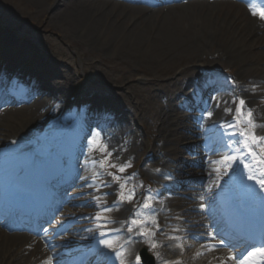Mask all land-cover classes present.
Here are the masks:
<instances>
[{"label": "bare ground", "instance_id": "1", "mask_svg": "<svg viewBox=\"0 0 264 264\" xmlns=\"http://www.w3.org/2000/svg\"><path fill=\"white\" fill-rule=\"evenodd\" d=\"M19 1L29 11L20 21L29 20V16L41 17L45 10L51 9L48 27L57 28L63 36L83 40L103 56L108 53L110 44L115 42L118 45L115 54L132 65V74L148 77L149 70L165 71L168 68L160 69V66L173 61V58H180L179 62L182 63H194L201 72L185 67L177 77L165 83H159L155 79L147 80L146 90L149 95L161 92L167 99L160 106L154 101L149 103L140 99L137 107H131L122 95L109 92L104 96L102 93L101 96L87 94L82 97L74 88L72 90L75 97L81 96L76 101L81 100L87 104L81 108L80 115L91 117L86 120L80 116L76 120L73 117L79 103L68 106L59 100L64 84L70 82L68 72L56 64L53 67L45 64L47 62L44 56L36 52L32 44H16L13 30L7 25L1 26L0 47L5 52L0 51V82L13 83L18 89L17 99L21 103L6 99V106L0 108V151L7 150L9 153L5 157V163L4 157H0L1 177L4 176L7 182H12L18 188L25 186L36 189L50 182L60 188L56 183L65 169L79 171V174H74L79 177L74 184L78 189L60 192L62 206L84 204L88 208L84 213H90L86 220H94L95 228L87 229L86 224L79 227L86 228L81 235L90 237V241L85 240L82 244H74L75 246L65 249H53L49 239L35 237L20 224L25 221L23 215H12L10 224L0 222V264H43L49 257L52 258L51 264H76L82 257L83 260L97 264L96 250L99 248L100 251H110L98 246L101 238L99 233L105 229L97 227L104 221H97L95 217L104 207L114 209L111 213L104 214L109 217L108 227L119 230L109 232L105 238L112 239L114 244H127V260L124 264H135V257L142 246L149 247V253L156 264H234V261L227 259L231 254L228 250L207 251L202 248L207 243L204 235L198 232L196 223L187 222L192 212L199 210L211 213L214 218L222 217L223 228L233 229L234 223L230 221L237 207L246 209L252 205L253 209L249 210H257L254 226L261 227L264 223V203L250 196L242 186L250 185L258 196H264L258 185L247 180V170L237 163L227 175L218 176L212 170L218 165L207 164L208 157L221 159L225 153L218 146L219 149L214 154L207 144L219 138L216 135H221L224 131L219 128L222 122H232L236 98L244 99L247 108L253 110L257 124L264 125V104L259 103L260 98L264 99V20L260 18L259 11L253 15L249 10L248 0H243L245 6L236 8L243 13V24H239L237 14L229 10L232 6L222 1H190L185 7L167 6L176 0H123L144 3L146 7L126 5L116 0ZM154 1H160L164 6L154 9ZM259 1L252 0V5L257 10L261 8L255 5ZM214 47L218 49L213 50ZM23 51H29L28 56L32 59L17 60ZM50 56L52 55L47 54L48 58ZM24 64L32 66L38 72L27 71L26 74L36 80L34 90L27 94L23 85L25 81H14L12 73H8V69L14 70ZM230 66L237 69L226 77L223 72ZM213 85L218 89L212 94L209 87ZM213 96L216 97L215 100L211 99ZM183 99L187 100L185 105H182ZM204 101H207L208 110L213 113L211 118H191L182 112L183 108H192L196 102H199L200 108L205 107ZM225 108H231L232 113H226ZM135 111L138 115L134 114ZM181 132H187V136L191 133L202 138V143L193 146L192 150L195 171L191 165L179 167L181 160L178 157L180 153L176 138L180 137ZM256 132L264 135V127H258ZM86 134L89 137L84 138ZM93 134H98L108 146L112 153V163L131 164L125 173L118 175L131 177L127 186L135 187L133 201L114 205L119 184L114 183L112 178H104L106 174H103L99 165L91 162L101 159L98 151H91L89 141ZM209 138L212 139L205 145L203 141ZM234 139L239 140L240 137ZM26 145L43 148L44 156L32 159V153L23 148ZM58 147V158L51 160L48 166L44 165L43 159L49 155L48 152ZM144 157L154 162L147 168L140 169L139 165ZM175 157L177 158L173 159ZM26 163L29 164L27 170L18 167ZM152 169L156 174L151 172ZM93 173H101L100 179L107 186H100L99 180L94 183ZM195 173L202 180L199 184L190 183L188 189L174 180L179 174L189 177L195 176ZM166 193L171 195L167 203L162 200ZM149 194L154 197L153 210L140 209L144 196ZM5 205L12 209L7 199L0 200V210ZM116 208L119 210H115ZM167 210H170V214L164 213ZM63 211L62 215L69 216L62 220L59 227L73 221V217L79 214L72 216L73 212L66 206ZM138 211L145 212L140 218L148 220L146 227L156 230L151 223L153 216L159 225L160 230L152 238L160 245L156 249L150 247L147 237L139 234V228L131 233L127 230V222ZM169 215L174 216V219H167L166 216ZM36 220L40 222V218ZM11 224L16 227V231L8 232L7 228ZM38 225L37 228L40 227ZM75 228L73 226L72 230ZM176 232H180L182 237L168 238ZM230 236L226 234V237ZM171 242L182 243L183 246L179 248ZM239 251L243 254L247 252L245 248H239ZM55 256H59L57 262L53 260Z\"/></svg>", "mask_w": 264, "mask_h": 264}, {"label": "rangeland", "instance_id": "2", "mask_svg": "<svg viewBox=\"0 0 264 264\" xmlns=\"http://www.w3.org/2000/svg\"><path fill=\"white\" fill-rule=\"evenodd\" d=\"M229 10L236 13L239 17L238 23L243 24L242 11H238L233 8H230ZM50 11L51 9H47L44 11L41 17L29 16V20L20 21L23 15H26L29 12L28 8L19 0H0V28L3 25H7L13 30L12 33L15 35V39L17 40L16 44L20 45L26 42L32 44L36 52L44 56L45 61L47 62L45 64H48V66L50 67H53L56 64V66H60L64 69L65 72H68L67 78L70 82L64 84L63 90L59 93V100L62 102V104H67V101H69L68 96L73 95L74 91L72 89L76 88V90L78 91V95L80 93L82 97H85V95L87 94H98L99 96H101L100 94L102 93L104 96L109 92L111 94L122 95L124 98H126L128 104L131 107H137V102H139L140 99H145V101L149 103H152L154 101L158 106H160L164 104L167 99L161 92L155 93L154 96H152L151 94L149 95L146 90L147 80L155 79L159 83H165L168 80H172L177 77V74L185 67H191L194 71L201 72L198 69L199 67H195L194 63H182L179 62L180 58H173V61H168L164 65L162 64L160 66V69L166 67L168 69L171 68V70L167 69L168 71L165 70L162 72H157V70L152 72L151 70H149L148 77L138 73L132 74V65L125 61V59L118 57L115 54V51L118 47L115 42L110 44L108 53L103 56L100 53L95 52V49L86 44L83 40L69 39L58 32L57 28L50 29L48 27V16L49 14H51ZM217 49V47L213 48V50ZM23 52L24 53L20 54L21 56L19 55V57H21L22 59H29V51ZM47 54H50L52 56L48 58ZM65 58H68V60H66ZM236 69L237 67L230 66L223 73L226 77H228L229 75L233 74ZM209 88L212 94L217 90V87H215L214 85ZM80 97L81 96H78V99ZM198 105L199 102H196L193 104V107L189 109V112H182L185 115L190 114L192 115V117L196 118L197 116L202 115L203 111L200 110V107ZM145 106H147V104ZM134 114L138 115V112L135 111ZM186 133L187 132H181L180 137L176 138V142L178 145L177 150L180 153L178 157L181 160L179 163V167H188L190 165L194 167L195 157L192 153V150L193 146H196L200 141L198 137L191 135V133L187 136ZM209 148H212V150H214L215 144H210ZM4 155H6L5 152H0V156ZM176 158L177 157L173 159ZM153 162L154 161H152L150 158L144 157L139 167L140 169L147 168L149 165H152ZM192 169L193 171H195V167ZM151 172L154 173V170L152 169ZM194 175L195 176L184 177L182 174H179L174 180L179 185L184 184V186L188 189L190 188V183L195 185L199 184L202 180L199 174L195 173ZM106 177H108V179H111L110 176ZM73 179L74 180L70 188L78 189V186L75 187L73 186V184L78 182L79 177H73ZM178 196L180 197L181 195ZM169 197V194H165L163 196V198L166 200L165 203L169 202ZM86 209L88 208L84 204H77L76 206L71 207L70 211L73 212L72 216L79 213L77 217H74L76 218L77 222L69 223L59 232H56V234H54L53 236L51 235V240L55 242L64 239L65 241L67 240L71 243L75 239H78V237L74 235L77 230L81 231L79 227L86 224L87 229L92 230L94 228V220L87 222L86 218L90 216V213H84L86 212ZM58 210L59 211L54 212L49 223L46 225L48 227H51L49 228V231L54 230V220L60 213L61 208L58 207ZM68 216L69 215L63 216V218L66 219L68 218ZM204 218H206L207 220H211V215L205 214L199 210H194V212H192V216H190V222H196V225H198V232L200 231V234L204 235L206 238L208 237L209 239V234H212L214 232L211 231V228L217 221L210 222ZM75 224L77 230H71L72 226H74ZM179 233L180 232H177L175 234L179 235ZM46 234L48 235V233H42V236H46ZM84 237L86 238V235ZM178 246L182 247L183 244H178ZM146 249L148 252L149 248H147V246Z\"/></svg>", "mask_w": 264, "mask_h": 264}, {"label": "snow or ice", "instance_id": "3", "mask_svg": "<svg viewBox=\"0 0 264 264\" xmlns=\"http://www.w3.org/2000/svg\"><path fill=\"white\" fill-rule=\"evenodd\" d=\"M249 10L253 15H256L259 11L260 18L264 20V0H260L261 8L257 10L252 5V0H248ZM255 91V87L253 88ZM211 99L215 100L216 97L213 96ZM235 113L232 117V122H222L219 125L220 129L224 131L221 133L219 138V146L226 149L225 154L220 160H211L209 163L211 165H218L212 170L218 174V176L227 175L228 171L233 168L237 163L243 166L247 170V180L253 181L259 186V191L264 193V135H260L256 132L258 127H264V125H258L254 119L253 110L247 108L246 101L241 98H236ZM205 108L202 111V117L204 116L211 118L213 115L212 111L208 110L207 101H204ZM219 102H217V107ZM231 108H225L226 113H232ZM215 127V125H214ZM231 129L232 131H228ZM239 136L240 139L236 140L235 137ZM89 144L91 146V151H98L101 155V159L91 161L94 165H99L103 174L110 176L114 183L119 184V191L117 194V200L114 201V205L122 204L125 202H131L135 198L136 191L135 187L129 188L128 180L131 177H124L118 175V173H125L128 168L131 167L130 163L115 164L111 162L112 153L108 150V146L103 143L99 138L98 134H93V138L90 139ZM214 154L215 153V150ZM108 169H114L115 171H108ZM159 171V169H157ZM101 173H93L92 179L95 183L97 180L100 181V186L106 187L107 184L100 179ZM81 179H87L86 177H81ZM249 195L260 199L264 203V196H258L254 189L250 185H242ZM150 191V190H149ZM94 199H99L94 197ZM153 199L154 197L149 194L144 196L143 203L139 205L140 209L143 210H153ZM113 207L102 208L101 213H98L95 219L97 221H104V223L98 224V228H103L105 231L99 233L100 239L98 240V246H102L105 249H113L114 242L112 239L105 238L108 236L109 232L119 231L118 229H110L108 227L107 221L109 217L104 215L105 213H111ZM115 210H119L116 208ZM145 212H134L132 218L127 222L128 232H133L134 229L139 228V234L145 236L150 241V247L156 249L160 245L157 244L152 238L157 235L160 230L159 225L156 224L155 217H151V223L155 225L156 230H151L146 227L148 220L141 219ZM45 231H47L45 229ZM169 239H179L178 237H168ZM240 242L234 243L232 239H225L223 237L219 238L209 234V240L206 244L202 245L207 251H215L220 247H229L231 254L227 257L228 260L234 261V264H264V223L261 224L259 230L250 233L246 239L237 238ZM212 241H217L213 243ZM241 244L250 247V250L243 254L239 251ZM97 264H110L112 257L104 251H100L99 248L96 250ZM123 251H115V257L120 259V264H124ZM157 258L159 259V254L157 253ZM51 257L44 261L43 264H51ZM135 264H141L140 255H136ZM178 264V262H177ZM223 264V262H221Z\"/></svg>", "mask_w": 264, "mask_h": 264}, {"label": "water", "instance_id": "4", "mask_svg": "<svg viewBox=\"0 0 264 264\" xmlns=\"http://www.w3.org/2000/svg\"><path fill=\"white\" fill-rule=\"evenodd\" d=\"M142 261H143V263H145V264H147V258H146V256H145V254H143L142 255ZM148 264H152V262H150V263H148Z\"/></svg>", "mask_w": 264, "mask_h": 264}]
</instances>
